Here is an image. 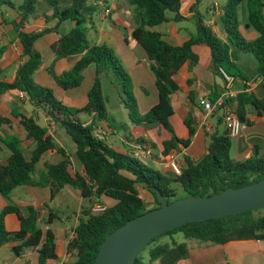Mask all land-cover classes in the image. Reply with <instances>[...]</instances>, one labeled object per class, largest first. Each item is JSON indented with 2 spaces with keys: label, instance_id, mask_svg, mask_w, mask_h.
<instances>
[{
  "label": "trees",
  "instance_id": "trees-1",
  "mask_svg": "<svg viewBox=\"0 0 264 264\" xmlns=\"http://www.w3.org/2000/svg\"><path fill=\"white\" fill-rule=\"evenodd\" d=\"M89 1L92 0H44L51 11L50 15H44L45 20H56V25L40 32H28L22 29V25L43 7V3L39 0H21L14 6L8 0H0V9L8 6L14 10L17 20L13 25L20 46V62L15 77L12 82L0 79V95L22 93L23 98L17 96V101L26 100L34 108L41 109L72 142L76 161L83 171V174L73 172L70 156L56 146L48 129L40 127L33 117L26 116L15 107L11 110V118L19 122L25 132L24 141H28L33 148L27 159L20 138L2 134L1 129L10 127L11 121L0 116V146L8 151L6 160L0 161V195L7 198L19 187H40L48 190L51 202L65 188H70L81 199H86L90 205L77 215L72 237L66 245V252L74 256L72 264H93L101 244L110 234L135 217L160 207L157 192H160L167 204L175 201L176 191L171 187L172 183L179 184L185 193L184 198H187L201 197L210 188L216 194L221 190L237 189L264 179V155L252 156L242 162L234 161L230 157L231 138L226 130L223 133L215 131L209 136L207 154L201 160L193 162L185 156L181 174L177 176L170 173L171 178L150 165H141L126 151L106 145L103 139L95 135L101 122L108 125L111 123L108 97L103 93L105 79L115 90L132 125L142 126L146 130L157 127L168 133L169 139L161 142V158L187 148L195 135L196 121L190 111L184 119L187 138L176 136L170 123L173 115L172 96L180 90L174 75L185 65L191 72L199 63L195 48L204 47L209 52V67L214 76L222 78L219 69H223L233 80H247L236 65L238 55L243 53L254 60L257 65L256 75L264 80V0H225L222 12L211 25H206L203 14L199 13V7L205 0H193L190 12L195 22V31L180 46L171 45L165 35L154 29L168 22L186 20L180 15L181 0H128L133 8L135 24L131 38L145 52L158 92V102L143 115L138 112L131 77L115 51L105 44L91 43L88 39L87 26L97 11V7L88 5ZM242 4L246 9V24L257 35L253 41L246 40L240 30L238 8ZM167 12L172 14L170 18L166 16ZM65 21L74 22V27L61 35L51 45V50L55 55L54 61L74 60L73 66L56 74L52 63L47 73L56 86L67 91L80 87L85 71L94 66L93 84L87 92V102L81 108L66 106L50 88L34 80L35 73L42 65L41 54L35 49L36 42L56 31ZM215 26L224 33V39L213 30ZM5 51V47L1 46L0 59ZM192 83V79L185 81L188 87ZM216 88L217 91H211L207 96L212 103L225 91V87L216 85ZM196 97V93L189 92L190 103H194ZM227 104L241 123H253L248 119L252 109L256 117L264 116V100L257 99L252 93H239ZM80 114L91 116V122L83 124ZM141 142L142 139L139 140ZM151 147L157 148L154 144ZM49 150H55L61 156V161L56 164L45 163L44 171L35 176L36 164ZM139 189L149 195L152 207H146ZM102 200L108 206L104 212L93 214L91 203H101ZM40 214L41 211L32 206H28L25 215L13 205L2 209L0 247L13 244L11 253L16 257L35 250L38 264L56 259L54 235L50 229L44 231L40 226ZM7 215L17 217L19 228L16 232L6 231L4 220ZM56 218L55 214L50 213L46 224ZM177 233H181L185 240L196 242L197 246L261 241L264 240V217L254 218L252 211H248L185 224L156 237L146 247L162 236ZM188 251L185 242L153 247L147 251V264H176L187 258ZM134 264H146L141 253Z\"/></svg>",
  "mask_w": 264,
  "mask_h": 264
},
{
  "label": "crops",
  "instance_id": "crops-1",
  "mask_svg": "<svg viewBox=\"0 0 264 264\" xmlns=\"http://www.w3.org/2000/svg\"><path fill=\"white\" fill-rule=\"evenodd\" d=\"M8 1L16 6L21 0ZM99 2L101 5L98 6L97 11L94 13L96 19L95 24L91 19L87 26L88 39L91 43L105 44L115 51L131 77L133 95L136 100L138 112L140 115H143L158 102V92L155 86L154 76L148 66L146 54L131 38V31L135 27L133 8L128 0H99ZM204 2L206 3L203 5ZM204 2L199 9H203L200 11L203 14L204 23L209 25L222 12L223 4L219 0H205ZM90 3L91 1L88 2V5ZM192 3L193 0H181L180 15L186 18V20L181 22H168L154 29L165 35L169 43L173 46H180L191 34L186 31L185 23L190 19L192 20V13L190 12ZM218 4L220 6V12L218 7L214 13L212 6L217 7ZM104 9H108L109 13L105 15L103 13ZM50 13V9L47 10L43 6L28 22L22 25V29L28 32H40L45 28L54 27L56 20H45L44 17V15H50ZM243 13L242 23L239 24L241 33L246 40L253 41L257 35L249 26L248 28L246 27V10ZM16 20V15L11 7L3 6L0 9V47L4 46L6 50L0 59V79L6 82H12L15 77L17 65L20 62V46L17 41L15 26L13 25V22ZM68 22L70 21L63 22L56 31H52L36 42L35 49L41 54L42 65L35 73L34 80L39 85L50 88L56 98L62 100L66 106L81 108L86 104L87 92L93 84L95 75L94 66L88 67L85 71L84 79L80 87L67 91H63L56 86L53 79L47 73L52 63H54V71L56 74L69 70L73 66L74 60L59 59L54 61L55 55L51 50V45L61 35L67 33L74 27V22L67 24ZM213 30L220 38L224 39V33L217 26L213 27ZM195 51L199 56L198 65L191 72H189L187 65H185L174 75V80L180 88L172 96L171 100L173 115L170 118V123L176 136L179 138H187L188 130L184 125V119L190 111H192L196 121V132L190 145L187 148H182L180 153L172 154L176 156L181 164H184L185 156L193 162L201 160L207 154L206 148L209 142V136L215 131L218 133L225 131L221 113L217 111L211 114H205L200 104L201 97H207L211 91H217L216 85L218 84L215 80L216 76H214L209 67L208 50L204 47H196ZM236 65L243 75L247 77V80H233L228 90L231 95L235 97L239 93L247 92L252 93L257 99L264 100V80L256 75L257 65L254 60L248 55L240 53L237 57ZM188 79H192L193 81L191 87L185 84V81ZM197 82L201 83L202 88H197ZM223 87H225V84ZM105 88L112 89L116 94L108 80L104 79L103 93ZM190 91L196 93L197 97L194 103H190L188 100ZM107 94H109L108 90ZM104 95L108 97V111L111 123L108 125V123L101 122L98 126L102 130V139L105 144L129 153L132 146L140 144L139 140L142 139L143 142L141 143L149 147H151V144H154L157 148L153 150L159 154L161 142L169 139L168 133L157 127L146 130L142 126L132 125L128 119L126 110L120 109L118 111L119 113L116 114L110 111L111 96L106 95V93ZM17 96L19 97V95L14 93L0 95V116L8 118L11 121L10 127L1 129L2 134L18 136L22 140L21 147L24 155L27 153L25 157L28 156L30 158L33 146L28 141H24L25 132L19 122L11 118L12 108L18 107L21 113L28 117H33L40 127L48 129L49 134L54 138L56 146L65 150L66 154L70 156L72 171L83 174L74 155V146L64 131L51 122L41 109L34 108L26 100L22 102L17 101ZM118 103L119 106L123 107L119 97ZM249 113L248 119L252 120L253 123L251 125L242 123L241 133L236 137H231L230 157L237 162L245 161L252 156L264 155V116L256 117L253 109ZM91 119V116H88L83 121V124H89ZM7 156L8 151L0 146V161L4 162ZM60 161L61 156L55 150L47 151L37 163L40 165V168L35 171V176L40 175L44 171L45 163L56 164ZM149 165L163 174L167 172L171 173L167 163L162 162L160 159L153 160ZM20 189L13 190L7 198L0 195V211L8 205H13L20 208V211L25 215L28 206H32L41 211L40 216L42 222L49 219L50 213L55 214L57 218L53 219L52 223L46 224L44 221L45 224L41 226L44 231L46 228L50 229L54 235L56 259L49 260L46 264H72L74 256L66 252V245L72 237V230L76 225L77 215L79 213L77 215L74 214L72 218L73 225L69 226L70 219L65 217L63 221L61 219L57 220L59 219L57 212L48 208L50 201L49 192L46 188L20 187ZM64 191H69L72 195L76 196L75 190L65 188ZM16 192L17 196L14 197L13 195ZM78 199L81 200L80 196ZM102 201L103 203L105 202L104 200ZM44 207L46 210H44ZM4 224L8 232H16L19 228V223L15 215H7ZM12 245L9 244L0 247V264H38L35 250L27 251L21 257H16L11 253ZM191 247L188 251L187 259L180 260L176 264H264V240L232 242L226 245H193Z\"/></svg>",
  "mask_w": 264,
  "mask_h": 264
},
{
  "label": "water",
  "instance_id": "water-1",
  "mask_svg": "<svg viewBox=\"0 0 264 264\" xmlns=\"http://www.w3.org/2000/svg\"><path fill=\"white\" fill-rule=\"evenodd\" d=\"M248 28V25L246 26ZM216 83L223 87L221 77ZM160 207L128 221L101 244L93 264H134L146 245L156 237L185 224L202 222L264 208V179L237 189L201 197H187L169 204L156 193Z\"/></svg>",
  "mask_w": 264,
  "mask_h": 264
},
{
  "label": "rangeland",
  "instance_id": "rangeland-1",
  "mask_svg": "<svg viewBox=\"0 0 264 264\" xmlns=\"http://www.w3.org/2000/svg\"><path fill=\"white\" fill-rule=\"evenodd\" d=\"M224 1L225 0H219V2L221 3V4H223L224 3ZM39 2H42L43 3V6L45 7V9H47V10H49L50 9V7H49V5L48 4H46L45 2H44V0H39ZM206 2H204L203 3V5L205 4ZM219 7V12H220V6H219V4L217 5V7L216 6H212V9H213V11H214V13L216 12V10H217V8ZM202 8H200L199 9V13L200 14H202L201 13V10ZM203 10V9H202ZM244 10H246L245 9V5L244 4H242L239 8H238V22H239V24H241L242 22V17H243V12H244ZM166 16L168 17V18H170L171 16H172V14L171 13H169V12H167L166 13ZM90 19H92L93 21H94V24H95V15H92V17L90 18ZM70 22H68L67 24H69ZM211 24V23H210ZM209 24V25H210ZM89 25V24H88ZM195 27V22H194V20L192 19H190L187 23H185V28H186V31L188 32V33H191V34H193L194 33V28ZM107 90H108V92H109V94H107ZM110 92H111V94H110ZM113 92V90L112 89H110V88H105V90H104V93H106V95H108V96H111V102H110V111L111 112H115L114 114H116V113H119L118 111L120 110V109H122V110H125V109H123V107L122 106H119V103H118V96H117V94H115L114 92ZM76 105V104H75ZM79 118L81 119V121L83 122V121H85L87 118H88V116L87 115H85V114H80L79 115ZM140 144H144V143H140ZM149 147V146H148ZM151 148V147H150ZM152 149V148H151ZM152 151H153V154H152V161L153 160H155V159H160L162 162H166V163H168V160L170 159V156H172V155H169L168 157H166V158H161L160 157V154H157L156 152H154V150L152 149ZM27 154V153H26ZM25 154V155H26ZM173 157L174 158H176V156H174L173 155ZM233 157V156H232ZM26 158H28V156H26ZM177 159V158H176ZM178 160V159H177ZM150 163H152V162H150ZM40 168V165H36V170H38ZM72 168V167H71ZM170 170V169H169ZM159 171V170H158ZM171 172V171H170ZM166 174V177H168V178H171L172 177V174H170L169 172H167V173H165ZM171 187H173L174 188V190L176 191V197H175V199L176 200H179V199H183L184 197H185V193L183 192V190H182V188H181V186L179 185V184H176V183H172L171 184ZM19 189H20V187H19ZM21 190V189H20ZM139 192H140V194H141V197H142V199L145 201V204H146V207L147 208H150V207H152V205H153V202H151V199H150V197H149V195H147V194H145L144 193V191L143 190H141V189H139ZM14 197L15 196H17V192L16 193H14V195H13ZM77 196H78V198H79V194L76 192V196H74V195H72L69 191H62L59 195H57L56 196V198L52 201V202H50L48 205V208H50V209H52L53 211H56L57 212V215H58V218L59 219H57V220H64V218L66 217V218H68V219H70V223L68 224L69 226L71 225H73V217H74V214H80V211L82 210V209H84L85 207H89V205H90V203L86 200V199H81V200H79L78 198H77ZM106 201H108V200H106ZM109 202V201H108ZM92 205H93V203H91ZM101 204L104 206V207H106V206H108V203H103V202H101ZM44 210H46L45 209V207H44ZM252 216L254 217V218H259V217H264V208H261V209H257V210H253L252 211ZM45 222H46V220H44ZM42 222V221H40V226H42V225H44L45 224V222ZM183 242H185L186 244H187V246H188V249H191L192 247L191 246H193V245H196V242H194V241H189V240H185L184 239V237H183V235L181 234V233H177V234H172V235H166V236H162V237H160V238H158V240L157 241H155V242H152L151 244H149V246L148 247H146V250H143L142 252H141V255H142V257L144 258V262L147 264V260H148V257H147V251L150 249V248H153V247H157V246H166V245H171L172 243H183ZM185 259H187V258H185ZM185 259H183V260H185ZM154 264H156V263H154Z\"/></svg>",
  "mask_w": 264,
  "mask_h": 264
},
{
  "label": "built area",
  "instance_id": "built-area-1",
  "mask_svg": "<svg viewBox=\"0 0 264 264\" xmlns=\"http://www.w3.org/2000/svg\"><path fill=\"white\" fill-rule=\"evenodd\" d=\"M90 5L97 7L100 4L99 0H92ZM103 13L106 15L109 13L108 9H104ZM219 73L222 76V80L225 84L226 91L220 95L213 103L208 100L207 97H201L200 104L203 108L205 114H211L213 112L219 111L221 113L222 123L224 125L225 130L228 133V136L236 137L241 133L242 123L239 121L234 111L231 109L230 105L227 102L232 99L234 96L228 91L233 83V78L229 76L223 69H219ZM197 88H202L201 83H196ZM20 98H23V94H19ZM95 135L102 139L103 134L100 129L96 130ZM152 154L153 151L146 144H135L129 151V155L135 159L141 165H149L152 162ZM171 173L179 176L181 174V163L172 156L167 163ZM91 204V212L93 214H100L104 212L105 208L100 202L95 201Z\"/></svg>",
  "mask_w": 264,
  "mask_h": 264
}]
</instances>
